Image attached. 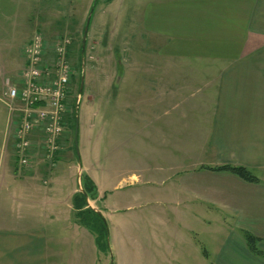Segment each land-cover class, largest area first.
<instances>
[{"label": "crops", "instance_id": "obj_1", "mask_svg": "<svg viewBox=\"0 0 264 264\" xmlns=\"http://www.w3.org/2000/svg\"><path fill=\"white\" fill-rule=\"evenodd\" d=\"M47 1L0 0V14L20 17L17 25L32 31ZM140 19L142 33L154 44L158 76L156 83H137L127 93L139 141L186 142L193 151L187 159L200 156L194 144L201 143L208 160L184 165L179 160L185 154L155 152V159L167 158V167L156 163L146 170L148 178L127 175L155 187L150 191L168 192L143 206L124 196L122 205L107 208L111 194H101L85 173L96 188L87 204L109 221V235H122L120 264H264V0H144ZM5 64L10 76L13 69ZM2 106L0 264H60L71 242L61 237L66 232L77 243L70 263L88 264L85 253L96 263L93 234L72 217L79 190L65 187L59 163L49 168L35 158L28 168L14 166L5 152L12 120L0 100ZM223 164L245 166L257 180L210 169ZM116 212L121 215L112 225ZM229 223L236 236L224 234L226 241L212 256L205 240L211 225L221 234ZM245 232L257 238L258 252L250 250Z\"/></svg>", "mask_w": 264, "mask_h": 264}, {"label": "rangeland", "instance_id": "obj_2", "mask_svg": "<svg viewBox=\"0 0 264 264\" xmlns=\"http://www.w3.org/2000/svg\"><path fill=\"white\" fill-rule=\"evenodd\" d=\"M93 1L48 0L44 9L46 14L38 18L34 16L36 25L32 31L17 25V18L20 17L13 16L12 19V16L0 14V24L4 27L0 28V66L3 67L4 63L5 65L10 64L13 69L10 76H15L22 67L20 63L23 47L20 43L30 39L37 31L42 33L44 43L48 46L58 36H69L72 40L69 57L73 67L69 115L67 114L69 128L65 133V141L61 142L59 149L61 151L56 153L58 159L55 157L53 166L59 163L60 167L56 169L63 178L65 187L75 190H79L81 175L90 173L98 184L101 194L105 192L106 196L111 194L109 196L111 203L108 204L107 201V208L122 205L124 196L135 200L137 206H143L148 198L151 197L149 200L162 198L159 193L165 195L168 192L163 189L164 187L161 192H158V189L150 191V188L155 189V187L144 185L127 175L136 173L144 178L150 173L146 170H154L151 167H155L156 163L162 164L164 168L167 167V158L155 159L153 155L155 152L167 154L171 151L178 153L180 157L185 154V158L179 160L184 165L191 164L195 158L196 162L208 159L202 156L201 143L194 144L195 148H199L200 156L187 159L186 155L188 153L193 155V151L192 147L188 149L186 142L155 143L149 139L141 142L142 136H138L137 126L133 125L136 119L132 109L131 113L127 109L128 90L134 88L133 86L137 83L142 86L145 83H156L158 76V73L155 74L158 64L154 62L153 41L146 38L141 30V4L144 0H98L90 16L85 48L80 59L82 33ZM5 43H17L20 46L7 48ZM2 45L5 48H2ZM50 55H52L51 52ZM146 59L150 61L143 62ZM82 75L84 76L82 90L79 91ZM4 116H6V110L2 106L0 107V129ZM76 118H78V154L74 143ZM5 152L8 153L18 170L23 169L14 160L15 149L12 134L8 138ZM195 156H197L196 153ZM35 158L40 159V157ZM34 159L32 164L35 163ZM42 161L45 162L43 159ZM44 164H47L49 168L53 167L50 162ZM163 171L162 176L166 172L164 169ZM121 177L127 180H122ZM98 204L100 207L104 205L101 202ZM119 214L110 217V224H115ZM72 217L77 216L73 214ZM105 221L109 232V221ZM224 225H226L225 233L216 234L213 229L215 224H212L211 234L209 238L208 236L205 238L208 240L207 248L212 256L216 254L222 242L226 241L223 239L224 234L236 236L233 224ZM112 229L114 230V227ZM60 235L71 239L69 245L65 246L66 257L60 262V264H69L72 259L70 254L77 246L76 238L74 234L68 232ZM110 237H112L110 252L96 248L94 251L96 263L94 264H109L111 260L115 264V258L118 259V263L119 259H123L122 235L110 234ZM105 247L107 248L106 243ZM88 257L91 258L90 254L85 253L84 258L90 264Z\"/></svg>", "mask_w": 264, "mask_h": 264}, {"label": "built area", "instance_id": "obj_3", "mask_svg": "<svg viewBox=\"0 0 264 264\" xmlns=\"http://www.w3.org/2000/svg\"><path fill=\"white\" fill-rule=\"evenodd\" d=\"M71 46L69 36H58L48 46L37 31L22 48L23 65L15 76H9L0 66V100L12 120L19 167H29L35 157L53 166L56 153L61 151L69 128Z\"/></svg>", "mask_w": 264, "mask_h": 264}, {"label": "trees", "instance_id": "obj_4", "mask_svg": "<svg viewBox=\"0 0 264 264\" xmlns=\"http://www.w3.org/2000/svg\"><path fill=\"white\" fill-rule=\"evenodd\" d=\"M81 56L82 54L80 48V59ZM210 169L218 171H227L250 182L257 180V178L250 172L247 167L241 165L223 164L220 166L210 167ZM80 186L82 191H77L72 197V205L75 211L74 213L77 216V222L87 228L93 234L97 248L110 252L109 232L106 221L99 212L95 211L87 204V199L93 198L96 194L95 185L88 175L83 174V176L81 175L80 177ZM244 237L250 250L258 252L256 247L257 238L249 232H245ZM105 243L107 244V248L105 247ZM109 264L114 263L111 260Z\"/></svg>", "mask_w": 264, "mask_h": 264}, {"label": "water", "instance_id": "obj_5", "mask_svg": "<svg viewBox=\"0 0 264 264\" xmlns=\"http://www.w3.org/2000/svg\"><path fill=\"white\" fill-rule=\"evenodd\" d=\"M97 0H94L93 1V4L89 10V13L87 15V18L85 20V25H84V29H83V33H82V39H81V53L84 52V48H85V40H86V35H87V29H88V25H89V21H90V16H91V13L93 11V8L96 4ZM83 79H84V76L82 75L81 76V82H80V87H79V91L82 90V83H83ZM77 105V104H76ZM77 107V106H76ZM77 134H78V118H76V125H75V131H74V143H75V147H76V152L78 154V151H77ZM79 158V157H78ZM79 190L82 191L81 189V186H79Z\"/></svg>", "mask_w": 264, "mask_h": 264}]
</instances>
